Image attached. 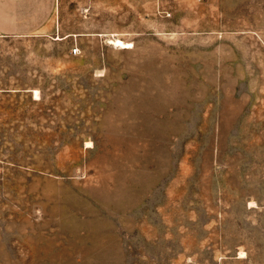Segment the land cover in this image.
<instances>
[{
    "label": "rangeland",
    "instance_id": "374dc122",
    "mask_svg": "<svg viewBox=\"0 0 264 264\" xmlns=\"http://www.w3.org/2000/svg\"><path fill=\"white\" fill-rule=\"evenodd\" d=\"M0 264H264V0L0 33Z\"/></svg>",
    "mask_w": 264,
    "mask_h": 264
},
{
    "label": "crops",
    "instance_id": "0c3cea01",
    "mask_svg": "<svg viewBox=\"0 0 264 264\" xmlns=\"http://www.w3.org/2000/svg\"><path fill=\"white\" fill-rule=\"evenodd\" d=\"M56 0H0V33L25 35L47 24Z\"/></svg>",
    "mask_w": 264,
    "mask_h": 264
},
{
    "label": "bare ground",
    "instance_id": "6f19581e",
    "mask_svg": "<svg viewBox=\"0 0 264 264\" xmlns=\"http://www.w3.org/2000/svg\"><path fill=\"white\" fill-rule=\"evenodd\" d=\"M114 43H115V44H120V47H122V46H123L122 44H123L124 42H122L120 39H116V40H114ZM36 91H37V90H36ZM37 96H38V95H37Z\"/></svg>",
    "mask_w": 264,
    "mask_h": 264
},
{
    "label": "built area",
    "instance_id": "2783aa9c",
    "mask_svg": "<svg viewBox=\"0 0 264 264\" xmlns=\"http://www.w3.org/2000/svg\"><path fill=\"white\" fill-rule=\"evenodd\" d=\"M77 50V48H72V51L75 52Z\"/></svg>",
    "mask_w": 264,
    "mask_h": 264
}]
</instances>
